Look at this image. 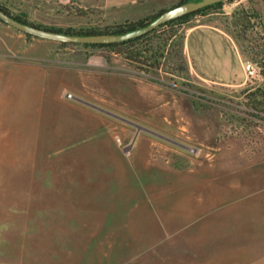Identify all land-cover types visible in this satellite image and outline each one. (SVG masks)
Instances as JSON below:
<instances>
[{
	"label": "rangeland",
	"instance_id": "374dc122",
	"mask_svg": "<svg viewBox=\"0 0 264 264\" xmlns=\"http://www.w3.org/2000/svg\"><path fill=\"white\" fill-rule=\"evenodd\" d=\"M0 1L102 28L180 0ZM175 31L186 61L161 32L137 62L0 21V264H264V0Z\"/></svg>",
	"mask_w": 264,
	"mask_h": 264
},
{
	"label": "trees",
	"instance_id": "16d2710c",
	"mask_svg": "<svg viewBox=\"0 0 264 264\" xmlns=\"http://www.w3.org/2000/svg\"><path fill=\"white\" fill-rule=\"evenodd\" d=\"M188 1H193V0H180L177 4H182L184 2ZM195 1H200V0H195ZM235 0H222L210 5H207L203 8H200L198 10H195L193 12L187 13L183 16H180L178 18H174L170 21H167L166 23H163L159 27L155 28L154 30L128 39L120 42H112V43H87L83 44V46L89 48V47H104L108 48L111 51L115 53H120L123 54L127 59L129 60H134L137 62H140L142 58H144V52H145V47L141 46L142 43L144 42H150V40L156 36L159 35L161 32L164 34V39L166 41L170 42L169 47L172 48V50H175V57L180 58L182 57L185 61L186 56L184 52V44H185V35L179 34L175 31V26H181L185 22H188L192 17L196 15H205L211 10L214 9H221L226 3H232ZM0 6L2 7L3 10H5L8 14L16 18L17 20H20L24 23H28L31 25H35L37 27L45 28L48 30H54L58 32H63V33H68V34H75V35H91V34H124L129 31H133L137 28L147 26L150 22L155 20L162 12L166 11L165 9L160 10L156 14L148 17V18H143L139 19L136 21H126L123 23H116L113 25H107L102 28L100 27H86V28H74V27H68V28H59V27H52V26H44L42 24H36L31 21H29L26 17L19 16L13 14L6 5H4L0 1ZM1 22H3L0 19ZM239 25V24H238ZM237 26V25H236ZM28 37H32V35L26 34ZM161 35V34H160ZM178 38V39H176ZM61 45L63 46H68L71 43H66V42H60ZM244 53L246 54V50H244ZM152 57V56H151ZM148 57V58H151ZM147 58V57H146ZM153 58V57H152ZM143 60H148V59H143ZM146 63L147 61H143ZM161 66V62L158 60V57L156 58L154 62V66ZM183 69H186L185 67H182Z\"/></svg>",
	"mask_w": 264,
	"mask_h": 264
},
{
	"label": "water",
	"instance_id": "95a60500",
	"mask_svg": "<svg viewBox=\"0 0 264 264\" xmlns=\"http://www.w3.org/2000/svg\"><path fill=\"white\" fill-rule=\"evenodd\" d=\"M222 0H200V1H188L184 2L182 4H179L173 8L167 9L166 11L162 12L155 20L150 22L147 26H143L140 28H137L133 31L126 32L124 34H91V35H75V34H68L63 32H58L54 30H48L45 28L37 27L35 25H31L28 23H24L20 20H17L10 14H8L5 10L2 9L0 6V19L6 23L7 25L25 33L32 35L34 37L40 38V39H46V40H52L57 42H66V43H81V44H87V43H112V42H120L124 40H128L143 34H146L155 28L159 27L163 23H166L167 21H170L174 18H178L180 16H183L187 13L193 12L195 10H198L200 8H203L207 5L219 2ZM79 101L84 102L92 107H95L101 111H104L108 114H111L113 116H116L118 118L124 119L128 121L129 123L136 125L139 129L147 130L159 137H162L166 140H169L173 143H176L180 146L189 148L187 145L178 142L172 138H169L165 135H162L160 133H157L153 130L147 129L141 125H138L128 119H125L119 115H116L114 113H111L107 111L106 109L95 105L89 101H86L84 99L76 97Z\"/></svg>",
	"mask_w": 264,
	"mask_h": 264
},
{
	"label": "built area",
	"instance_id": "2783aa9c",
	"mask_svg": "<svg viewBox=\"0 0 264 264\" xmlns=\"http://www.w3.org/2000/svg\"><path fill=\"white\" fill-rule=\"evenodd\" d=\"M247 72L249 76H253V77L260 75L259 68L254 63L251 62L247 64Z\"/></svg>",
	"mask_w": 264,
	"mask_h": 264
},
{
	"label": "crops",
	"instance_id": "0c3cea01",
	"mask_svg": "<svg viewBox=\"0 0 264 264\" xmlns=\"http://www.w3.org/2000/svg\"><path fill=\"white\" fill-rule=\"evenodd\" d=\"M109 1V3H110V0H108ZM129 0H116V1H113V3L112 4H114V5H116V6H123V5H125V4H127V2H128ZM186 43V42H185ZM223 44L222 43H220V45H219V49L221 50V49H223V47L224 46H222ZM184 52H185V45H184Z\"/></svg>",
	"mask_w": 264,
	"mask_h": 264
}]
</instances>
